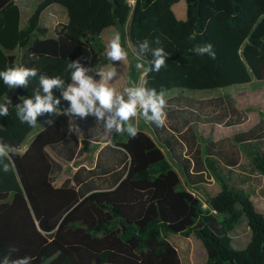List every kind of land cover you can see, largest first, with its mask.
I'll use <instances>...</instances> for the list:
<instances>
[{
  "label": "trees",
  "instance_id": "1",
  "mask_svg": "<svg viewBox=\"0 0 264 264\" xmlns=\"http://www.w3.org/2000/svg\"><path fill=\"white\" fill-rule=\"evenodd\" d=\"M182 1L185 21L173 10ZM53 5L66 11L68 21L51 36L42 16ZM112 29L133 58L129 87H138L143 74L136 64L151 68L157 48L169 54L165 66L150 71L141 86L157 94L264 81V17L254 0H43L25 21L16 0H0V71L37 70L26 87L14 89L9 115L0 117V138L10 146L0 156V260L15 247L10 256L31 257L30 264H183L168 240L180 235L197 242L194 254L206 264H264V216L245 187L264 179V122L231 141L205 139L193 124L222 120L218 115L203 119L198 112L222 99L192 102L179 95L166 100L164 126L150 121L157 141L141 130L131 137L126 123L121 132L114 131V144L127 164L108 173L110 182L84 189L76 177L75 185L56 187L64 164L88 151L80 148L78 133L84 145L101 135L93 125H74L82 117L70 112L71 102L63 97L77 70L69 65L78 62L99 82L97 73L111 62L103 36ZM145 41L148 47L141 51ZM209 46L210 52L198 51ZM41 77L63 81L51 89L54 105L59 104L54 112L39 114L35 126L21 123L15 105L48 95ZM9 92L0 80V99ZM54 116L21 153L34 129ZM178 142L193 154V172L220 184L208 208L184 186L161 147L172 151ZM261 192L264 197V188ZM243 226L249 243L238 250L233 233Z\"/></svg>",
  "mask_w": 264,
  "mask_h": 264
},
{
  "label": "rangeland",
  "instance_id": "2",
  "mask_svg": "<svg viewBox=\"0 0 264 264\" xmlns=\"http://www.w3.org/2000/svg\"><path fill=\"white\" fill-rule=\"evenodd\" d=\"M41 1L43 0H16L22 8L24 21L28 19ZM254 1L259 15L264 17V0ZM131 2L132 4H135V0H131ZM181 3L186 6L185 2ZM67 20L66 11L59 6L54 5L44 12L42 16V26L49 31L51 36H54L56 29L66 24ZM114 38L115 37L110 34L104 36L103 40L107 46V51L110 50L109 46ZM127 53V60L111 61L107 67L102 69L108 70L110 65L116 69L117 76L113 78L112 81H109V85L114 87L116 91L121 94H123L124 88L129 87L128 68L130 63L133 62L131 53ZM140 70L143 72V69ZM144 79L145 76L142 74L138 87L142 86ZM73 86L78 87L79 85L74 83ZM13 94L14 89L10 90V92L3 99H0V102H3L5 99H10ZM179 95L189 98L192 102L209 100L217 101L222 99V103L219 104V102H215L213 105H205L198 112L203 119H211L212 117H216L218 115L222 120V123H207V121H205V123L202 122L193 124L195 132H198L205 139H210L215 142L222 139H228L231 141L237 133L249 130L257 126L259 123L264 122V81H257L254 79L251 83L246 85H239L214 91L192 92L173 90L165 94V100ZM126 98L127 97L125 96V99ZM210 112L212 113L210 114ZM107 115L108 114H106V117ZM51 118L56 119V116L50 117L47 121L39 124L38 127L34 129L26 140L21 153H24L33 137L44 126V124H47L49 120L51 121ZM237 121L241 124L230 125L233 122L238 123ZM125 123L126 125L131 124L134 127H138L139 130L145 131L157 141V137L150 121H147L139 111L137 112L136 117L130 118V120ZM79 124L82 126H86L88 124L93 125L101 132L99 140H101L102 145L105 146L100 153L97 169L92 170L95 165V160L92 155H87L86 157L76 161L75 167L84 165L78 171L74 170L72 166L65 165L64 172L57 177L55 181L56 187H61L66 182H71V185H75L78 180L83 183L84 189H86L87 186L103 185L106 181L110 182L112 180V176L108 173H117L118 169L121 168L122 165L127 164V158L124 153L117 149L114 144L113 134L115 128L109 130L105 127L106 118L99 119L95 115L89 114L86 117L81 118ZM178 144L179 145L173 148L172 151L168 150L164 145H161V147L163 148L168 160L180 175L184 186L203 202L205 208H208L207 201L209 198L217 195L221 191L220 184L206 173H194L193 163L191 160L193 158V154H191L185 145L180 142H178ZM198 144L201 143L198 142ZM89 145L94 148H99L100 146H94L93 144ZM74 178L78 180H74ZM262 185L263 181H260V183L258 182L257 184L247 185L245 187L249 188L252 192L254 199L253 203L256 211L264 216V201L259 203L261 197L256 192L258 187ZM233 236H235V247L238 250L244 249L249 243L250 235L246 226H243L242 228L239 227L233 233ZM168 240L180 253L183 264H206L194 254L197 250V242L194 239H188L180 235H169Z\"/></svg>",
  "mask_w": 264,
  "mask_h": 264
},
{
  "label": "clouds",
  "instance_id": "3",
  "mask_svg": "<svg viewBox=\"0 0 264 264\" xmlns=\"http://www.w3.org/2000/svg\"><path fill=\"white\" fill-rule=\"evenodd\" d=\"M159 43V41H157ZM148 47L147 41L141 45V51L146 50ZM107 51V58L110 61H124L128 59V53L121 46L119 35H117L112 41ZM199 52H210L211 48L205 47L198 50ZM154 59L150 61L152 67H145L142 63H137V69H143V75L147 76L150 71L159 72L160 69L165 66V58L168 53H165L163 48H157L152 53ZM69 67L76 68L77 70L72 73L71 79L75 84L79 86H69L67 91L63 93L64 99L71 102L70 112L80 117H86L89 114L95 115L99 119L106 118L105 127L109 130L115 128L117 132H121L125 122H128L130 118L137 116V112L147 120L155 121L157 127H163L166 120V100L165 94L161 92L157 94L155 89L148 90L145 87H126L123 90V94L116 91L114 87L109 85V81L117 76V71L111 65L108 70H101L97 74L101 76L99 83L88 76L86 73L88 70L80 66V64L72 63ZM37 70L28 69L25 67H13L0 71V80L9 90L15 88L26 87L29 77H35ZM63 81L60 79H47L41 77L40 84L45 93H48L45 97L41 98L39 95L35 96V102L32 99L25 98L22 104H16V116L21 123L27 121L30 125L35 126L36 117L41 113H51L56 110L55 105L59 104V100L53 103L51 96V89L61 86ZM125 96L127 97L125 99ZM12 105V101L5 99L0 102V117L9 115V106ZM149 113L151 115L149 116ZM106 114L107 117H106ZM127 132L131 137L135 138L138 134V127H134L131 124L127 125ZM9 145L3 142V138H0V156L6 155L9 150ZM7 171V169H5ZM18 249L10 247L9 252H17ZM8 252L5 255L0 264H30L31 257H23L19 259H13Z\"/></svg>",
  "mask_w": 264,
  "mask_h": 264
},
{
  "label": "crops",
  "instance_id": "4",
  "mask_svg": "<svg viewBox=\"0 0 264 264\" xmlns=\"http://www.w3.org/2000/svg\"><path fill=\"white\" fill-rule=\"evenodd\" d=\"M182 2H184V1H182ZM54 6V5H53ZM52 7V6H51ZM51 7H49V8H51ZM48 8V9H49ZM173 10H174V13L176 14V17L179 19V20H182V21H185L186 19H187V6H185L183 3H181L180 2V4L178 3V4H176V5H174V7H173ZM68 21V20H67ZM67 23V22H66ZM49 32V31H48ZM107 34H110V35H112L113 37H116L117 35H118V33H117V31H115L114 29H112V30H110ZM106 34V35H107ZM105 36V35H104ZM104 36H103V39H104ZM101 81V80H100ZM99 81V82H100ZM99 82H97V83H99ZM73 84H74V82H72L71 83V86H73ZM47 121V120H46ZM55 121V118H51V121L49 120V122H47V124H44V126L38 131V133L41 131V130H43V129H45L46 127H48L49 125H51L53 122ZM77 123H79V121H75L74 122V125H76ZM142 131V130H141ZM143 132H145V131H143ZM37 133V134H38ZM94 133H96V132H94ZM146 133V132H145ZM36 134V135H37ZM148 134V133H147ZM35 135V136H36ZM149 135V134H148ZM35 136L33 137V139L35 138ZM78 139H79V143H80V148L81 147H86L87 149H88V151H86V152H84L83 154H81V155H79V156H77L72 162H70V163H68V164H64V166L65 165H69V166H72L73 167V169L74 170H76V171H78L81 167H83L84 165H80V166H78V167H75V163H76V161L77 160H80V159H82V158H84V157H86L87 155H92V157H93V159L95 160V165H94V167L92 168V170H95V169H97V166H98V159H99V156H100V153H101V151H102V149L104 148V146L105 145H102V142H101V140H99V136H97L98 137V139H96V140H99V141H93V140H89V144H93L94 146L95 145H100L99 146V148H94L93 146L91 147L89 144L88 145H84L83 144V139H82V136L78 133ZM150 136V135H149ZM151 137V136H150ZM32 139V140H33ZM31 143V142H30ZM114 148H116V147H114ZM27 149V148H26ZM118 149V148H117ZM54 158H55V156H53ZM56 159V158H55ZM123 166V165H122ZM121 166V167H122ZM75 174H77V173H75ZM260 180L261 181H263V185L262 186H259L258 187V189L256 190V192H257V194H259L260 195V197H261V200L259 201V203L260 202H263L264 201V197H263V195H262V189L264 188V179L262 178H260ZM252 201H254V199H253V195H252Z\"/></svg>",
  "mask_w": 264,
  "mask_h": 264
}]
</instances>
